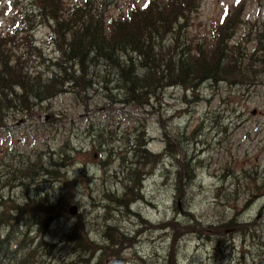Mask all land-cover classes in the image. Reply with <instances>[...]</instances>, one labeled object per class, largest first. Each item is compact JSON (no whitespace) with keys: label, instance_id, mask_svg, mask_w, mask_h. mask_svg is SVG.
I'll return each instance as SVG.
<instances>
[{"label":"rangeland","instance_id":"374dc122","mask_svg":"<svg viewBox=\"0 0 264 264\" xmlns=\"http://www.w3.org/2000/svg\"><path fill=\"white\" fill-rule=\"evenodd\" d=\"M9 1L0 0V32ZM236 1L200 0L176 39H213ZM147 2L115 0L103 13L118 19ZM246 3L234 29L244 59L264 29V0ZM51 35L40 27L24 57L44 79L60 60ZM92 69L86 93H73L86 83L66 84L36 106L16 101L0 120V221L11 217L2 235L14 230L12 251L31 254L27 264H264V75L256 85L166 86L138 95L141 106L125 103L107 62ZM145 147L162 158L144 159Z\"/></svg>","mask_w":264,"mask_h":264},{"label":"trees","instance_id":"16d2710c","mask_svg":"<svg viewBox=\"0 0 264 264\" xmlns=\"http://www.w3.org/2000/svg\"><path fill=\"white\" fill-rule=\"evenodd\" d=\"M114 1L33 0L21 7L15 0L8 2L7 22L0 32V120L5 112L16 108V101L29 100L30 103L32 100L36 106L64 92L66 84L81 81L86 83V87L92 82L89 76L93 74V65L100 62H107L115 70L118 87L115 89L125 91V103L141 106L146 103L136 99L138 95L149 98L166 86L195 90L200 82L256 85L257 78L264 75V29L255 34V51L248 59L241 56L240 42L228 43L229 31L241 24L246 0H237L233 10L228 6L223 12L214 29L211 48H202L203 43L188 39L179 55L174 52L176 46H171L172 52L161 50L155 53V60L163 63L162 66L154 61H129L126 54L119 59L109 51L130 47L145 56L141 57L146 60L148 52L136 44L152 46V40L166 36H173L172 41H175L181 22L190 21V13L199 9L200 0H148L142 8L133 7L118 19L109 11L106 15L103 13ZM43 26H53L54 35L51 38L60 57L53 63L56 73L50 79L36 76L35 68L29 64L30 59H24L34 48L37 49L35 32ZM246 38H249L248 35ZM74 66L78 67L76 72L80 76H76V72L72 74ZM120 73L123 74L121 80ZM17 88L22 89L21 96L16 95ZM145 150L146 147L141 151ZM3 217L0 221V264H27L31 254L19 258L12 251L14 230L7 238L3 237V227L11 219L8 213H4ZM42 225L46 227L48 223Z\"/></svg>","mask_w":264,"mask_h":264},{"label":"bare ground","instance_id":"6f19581e","mask_svg":"<svg viewBox=\"0 0 264 264\" xmlns=\"http://www.w3.org/2000/svg\"><path fill=\"white\" fill-rule=\"evenodd\" d=\"M115 31V30H114ZM236 35H237V33H234V30H230L229 31V38H228V43L229 44H231V43H234V40H235V37H236ZM110 39H111V37H110ZM151 44H152V46H149V45H144V44H139V43H137L136 45L137 46H139V47H141V48H143V49H145V51L146 52H148V58L146 59V60H143V58L142 57H145V56H142L140 53H138L135 49H133V48H130V47H124L125 49H122V50H118V49H116V50H113V51H109V54H111L112 56H114V57H117V58H119L120 59V56H122L123 54H126L125 56H127L126 57V60H133V61H137V62H150V61H154L155 63H157L159 66H162V64L163 63H159V62H157L156 60H155V53H157V52H160L161 50H163V49H166V48H169V47H171V46H176L177 48H181V47H184L185 48V42H183V38L182 39H176L175 41H174V43L172 44V45H170V46H168V47H164V39H162V38H159V37H157L156 39H154V40H152V42H151ZM202 45V44H201ZM212 45H213V39H204V42H203V47L202 48H204V47H207V48H211L212 47ZM113 46V45H112ZM199 46V45H198ZM116 47V46H115ZM164 47V48H163ZM184 50V49H183ZM263 52V51H262ZM128 54V55H127ZM58 55V54H57ZM142 56V57H141ZM123 57V56H122ZM121 59H125V58H121ZM53 63H55V62H53V61H50V65H49V67L51 66V67H55V66H53L54 64ZM140 65V64H139ZM121 71V70H120ZM123 75V74H122ZM122 75H121V73L119 74V79L121 80L123 77H122ZM119 80V81H120ZM205 83H207V82H205ZM209 83H211V82H209ZM203 84V83H202ZM214 84V83H213ZM92 85H93V82H90L89 83V85L87 86V87H85V88H79V89H75L74 91H73V93H86L89 89H91L92 88ZM174 87H180V88H183L182 86H174ZM184 90H185V92H189L191 89H185V88H183ZM123 93H125V91H123ZM111 96H108V98H110ZM141 153L143 154V157H144V159H148V155L150 154V155H152L153 156V158L154 159H157V160H159V158H162V156L161 155H155V154H152L150 151H147V150H145V151H141ZM162 164V163H161ZM90 180H93L92 178L90 179ZM143 186H141L140 185V187L139 188H142ZM95 204V206L96 205H98L99 204V202H96V203H94ZM149 204H151L150 202H149ZM136 215H138L139 213H135ZM238 228H240V230L242 231V232H244V231H246L248 228V226H244V225H236ZM231 228V227H230ZM231 230H233V228L231 229ZM235 235V234H234ZM162 236H160V238H161ZM235 240V239H234ZM228 241H224V239H222L221 240V243H227Z\"/></svg>","mask_w":264,"mask_h":264},{"label":"water","instance_id":"95a60500","mask_svg":"<svg viewBox=\"0 0 264 264\" xmlns=\"http://www.w3.org/2000/svg\"><path fill=\"white\" fill-rule=\"evenodd\" d=\"M71 214H72V215H76V214H77V207H74V208L71 210Z\"/></svg>","mask_w":264,"mask_h":264}]
</instances>
